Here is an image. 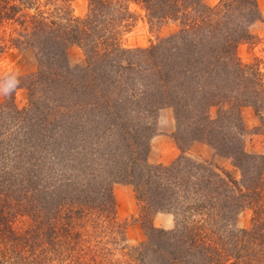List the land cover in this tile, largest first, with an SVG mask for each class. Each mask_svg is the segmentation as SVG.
Listing matches in <instances>:
<instances>
[{
    "label": "trees",
    "instance_id": "16d2710c",
    "mask_svg": "<svg viewBox=\"0 0 264 264\" xmlns=\"http://www.w3.org/2000/svg\"><path fill=\"white\" fill-rule=\"evenodd\" d=\"M72 1L0 0V26H24L19 44L38 61L34 74L6 82L0 102V264H264V155L247 151L242 118L250 108L264 126V61L237 54L252 39L256 1L88 0L83 18ZM129 2L142 3L150 26L174 20L179 30L124 48ZM21 8L36 13L16 19ZM71 46L82 67L68 65ZM168 108L180 155L150 165L151 126ZM193 141L239 178L188 158ZM115 184L131 186L139 204L146 237L136 246L117 218ZM246 211L250 225L238 228ZM164 212L176 218L171 230L151 223Z\"/></svg>",
    "mask_w": 264,
    "mask_h": 264
},
{
    "label": "rangeland",
    "instance_id": "374dc122",
    "mask_svg": "<svg viewBox=\"0 0 264 264\" xmlns=\"http://www.w3.org/2000/svg\"><path fill=\"white\" fill-rule=\"evenodd\" d=\"M206 6L214 7L220 0H202ZM259 19L248 28V33L252 39L248 42L240 43L237 47V54L243 63H250L254 58L264 61V0H255ZM35 7V6H34ZM88 9V0H73L71 10L75 17L83 18ZM128 12L131 14V28L122 37L121 43L126 49H145L149 45L157 43L160 39L167 38L179 30V23L174 20L161 22L158 26H150L148 16L142 3L129 2ZM43 12L51 10L50 6L42 7ZM32 9L21 8L16 15V19L23 16L35 14ZM24 26L17 22L9 21L0 26V43L3 46V52L0 56V102L3 100L6 82L10 83L12 79L27 77L34 74L38 69L36 51L25 46L22 43L23 35L26 33ZM68 65L75 69L84 65V56L82 51L71 46L66 50ZM28 101V92L24 88L17 89L14 92V104L19 110L26 107ZM242 118L245 127L251 132L246 138V149L250 153L264 155V126L260 125L258 117L252 109L244 108ZM259 130H257V128ZM153 133L149 139V151L147 163L156 166H170L180 155L172 140V134L176 131V121L173 117L172 109H164L158 113L155 124L151 126ZM172 145L175 155L170 153L164 159L163 151H167V146ZM186 156L196 163L208 164L210 167L218 168L229 172L232 176L239 178V173L231 166L230 160L218 156L208 145L193 141L190 143ZM162 161L160 163L159 161ZM113 194L116 201L117 218L125 223V239L129 246H136L145 240V230L139 221V204L135 199L134 191L131 186L115 184ZM196 216L194 219H198ZM175 216L172 213H156L151 218V223L155 228L171 230L175 225ZM250 212H243L237 217L236 224L238 228H247L250 225ZM195 220V221H196Z\"/></svg>",
    "mask_w": 264,
    "mask_h": 264
},
{
    "label": "crops",
    "instance_id": "0c3cea01",
    "mask_svg": "<svg viewBox=\"0 0 264 264\" xmlns=\"http://www.w3.org/2000/svg\"><path fill=\"white\" fill-rule=\"evenodd\" d=\"M167 150H168V152L167 151H163V153H162V156H163L164 159L167 157V155H169L168 153H170L172 157L175 155L174 148H173L172 145L167 146ZM159 162L162 163L161 160Z\"/></svg>",
    "mask_w": 264,
    "mask_h": 264
}]
</instances>
